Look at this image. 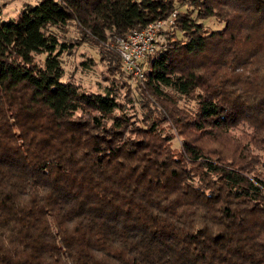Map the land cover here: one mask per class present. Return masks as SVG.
<instances>
[{"label":"trees","instance_id":"trees-1","mask_svg":"<svg viewBox=\"0 0 264 264\" xmlns=\"http://www.w3.org/2000/svg\"><path fill=\"white\" fill-rule=\"evenodd\" d=\"M173 12L143 80L127 74L111 43ZM77 44L135 80L140 120L110 86L61 81ZM0 264H264V0H39L0 19Z\"/></svg>","mask_w":264,"mask_h":264},{"label":"rangeland","instance_id":"rangeland-1","mask_svg":"<svg viewBox=\"0 0 264 264\" xmlns=\"http://www.w3.org/2000/svg\"><path fill=\"white\" fill-rule=\"evenodd\" d=\"M38 2L39 0H0L1 22L18 21L25 4L35 5ZM203 23L210 30H219L223 27L222 23L217 22L213 18L206 19ZM66 35L73 38L79 37L76 28L71 26L68 27ZM111 44L113 45L112 48H114V42ZM97 49L88 44H77L73 46L71 54L62 55L65 73L61 81L65 82L71 79L81 88L92 92L104 93L106 91L105 88L110 86L114 89L120 105L125 108V112L130 116L135 115L133 120H140L143 116V109L139 107L141 97L137 91L135 80L125 77L126 84H121L123 77L121 78L119 74L114 75L107 69L106 62L103 61L99 54V49ZM173 142L175 146L179 140L175 139Z\"/></svg>","mask_w":264,"mask_h":264},{"label":"built area","instance_id":"built-area-1","mask_svg":"<svg viewBox=\"0 0 264 264\" xmlns=\"http://www.w3.org/2000/svg\"><path fill=\"white\" fill-rule=\"evenodd\" d=\"M175 12L165 19L149 23L140 30H134L126 37H119L114 41V49L119 55L122 69L129 75L142 81L144 78L141 63L148 53L158 47L159 33L172 27Z\"/></svg>","mask_w":264,"mask_h":264}]
</instances>
